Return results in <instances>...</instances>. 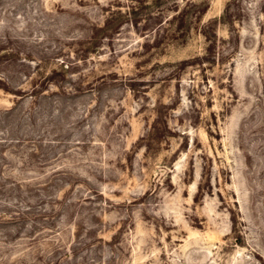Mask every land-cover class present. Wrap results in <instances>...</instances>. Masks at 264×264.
Segmentation results:
<instances>
[{"label":"rangeland","instance_id":"rangeland-1","mask_svg":"<svg viewBox=\"0 0 264 264\" xmlns=\"http://www.w3.org/2000/svg\"><path fill=\"white\" fill-rule=\"evenodd\" d=\"M0 264H264V0H0Z\"/></svg>","mask_w":264,"mask_h":264}]
</instances>
